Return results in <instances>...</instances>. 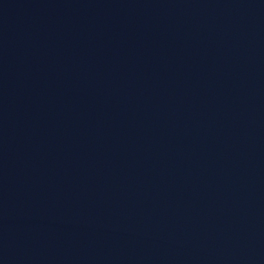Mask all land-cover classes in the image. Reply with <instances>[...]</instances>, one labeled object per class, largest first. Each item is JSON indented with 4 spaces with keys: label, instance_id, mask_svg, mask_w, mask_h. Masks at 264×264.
Here are the masks:
<instances>
[{
    "label": "water",
    "instance_id": "1",
    "mask_svg": "<svg viewBox=\"0 0 264 264\" xmlns=\"http://www.w3.org/2000/svg\"><path fill=\"white\" fill-rule=\"evenodd\" d=\"M0 264H264V0H0Z\"/></svg>",
    "mask_w": 264,
    "mask_h": 264
}]
</instances>
